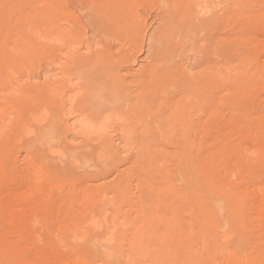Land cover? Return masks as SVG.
I'll return each instance as SVG.
<instances>
[{
	"label": "rangeland",
	"instance_id": "obj_1",
	"mask_svg": "<svg viewBox=\"0 0 264 264\" xmlns=\"http://www.w3.org/2000/svg\"><path fill=\"white\" fill-rule=\"evenodd\" d=\"M167 1L0 0V264H264V0H181L215 30L193 122L207 44L171 41Z\"/></svg>",
	"mask_w": 264,
	"mask_h": 264
},
{
	"label": "bare ground",
	"instance_id": "obj_2",
	"mask_svg": "<svg viewBox=\"0 0 264 264\" xmlns=\"http://www.w3.org/2000/svg\"><path fill=\"white\" fill-rule=\"evenodd\" d=\"M92 2V1H91ZM191 2V1H190ZM166 3V2H165ZM195 3V2H194ZM254 3H255V0H247V5H248V9L249 10H252L253 9V6H254ZM187 5V6H186ZM257 6H260V4H258ZM169 8H171V10H175L176 11H186L183 13L186 14L185 15V18H183L182 16L178 15L177 13H174L173 15V19L175 21V28H174V31L176 33V35L174 37H170L169 38L171 39V41H173L174 43L178 44L179 46L181 45L182 43V40L183 38H185L187 40V42L190 43V46L191 48L195 46L196 43H198V41H200V45H203V43L207 44V46L203 47V46H197L198 48L200 49H203L205 52H202V54L197 51V47H196V51L194 52V56H193V59H192V63H191V66H190V70H192L193 68H197L199 65H202L203 63H206L208 64L210 62V59H209V56L212 58V53H214L213 51V48L210 47V41L212 40L214 34H213V31L215 30H212V26L211 25H205L204 24V20H202L198 14H196V8H195V5L193 4H183L181 2V0H168L167 3L165 4V7H164V10L162 9V12L166 11L168 12L169 11ZM260 10V9H259ZM171 12V11H170ZM93 15V14H92ZM167 15H169V13H167ZM166 14L165 15H162L159 19V22L160 23H163L165 21H167V17L169 19H171L172 15L169 17L167 16ZM111 16H117V14H114V12H112L110 14V16H108L109 18H111ZM181 18H180V17ZM96 17V16H95ZM98 18V17H97ZM107 18V17H106ZM113 19V18H112ZM91 21V22H90ZM110 21V20H109ZM207 21H209L207 19ZM88 23L89 24H93V25H96L98 23H94L92 20H89L88 18ZM167 24V23H166ZM144 25V24H143ZM168 25V24H167ZM92 27V26H91ZM162 26L160 25L157 29H155L154 31L160 29ZM140 29V28H139ZM142 30V29H140ZM139 30V31H140ZM147 30V29H146ZM149 32V31H148ZM203 34L201 35V37L197 36L199 33H202ZM161 33V32H160ZM166 33V32H164ZM147 34V33H146ZM158 34V33H157ZM161 35V34H160ZM166 35L168 36V31L166 33ZM155 34L151 35L149 38H148V43H147V46L148 48L145 49L146 50V54H145V58H143V60H154V59H157V60H160L161 62H164V64H166L168 62V57L172 56V51L166 49V53L165 52H162V53H158V50L161 51L163 50V47L161 48H157L155 49L154 46L158 45V44H155L154 42V38H155ZM166 40V39H165ZM197 40V42H195ZM165 44H166V47L169 46L170 44V41L167 39L166 41H164ZM163 43V42H162ZM155 44V45H154ZM209 44V46H208ZM211 44H212V41H211ZM142 45V44H141ZM161 45V44H159ZM140 49V48H139ZM144 50V51H145ZM143 51V50H142ZM131 55V54H130ZM204 55V56H203ZM198 56V57H197ZM203 57V58H201ZM134 59V58H133ZM135 60V59H134ZM198 60L199 64L196 63ZM119 61V59L117 60ZM212 62H213V59H212ZM110 63V62H109ZM120 63V62H119ZM122 65V64H121ZM145 68V67H144ZM161 68V67H160ZM165 68V67H164ZM163 68V69H164ZM211 68H214L213 66L210 67L208 65H206L205 67H203L201 70L199 71L198 74H193L192 76L190 77H184L183 81H184V84L182 83L181 85H184L185 89L186 87L191 90L194 94H195V98L193 100H195V102L193 103V110L192 112H190L189 110V107H183L182 110L180 111L182 114H181V117L182 119H188L189 122H193V120L196 118H198L200 115H203V114H206L207 116H211L212 114V111H213V93H211L210 91H207L203 94H196V91L195 89H193L194 87H198V86H195L197 85V83L199 82H204V81H207V83L210 85V82L213 80V73L211 72ZM142 69V67H141ZM150 68H148L149 70ZM171 68L168 66L167 68H165V75L163 73L160 72L161 74V79L163 80H167V75H169L167 72H170ZM161 70V69H160ZM213 70V69H212ZM143 71V69H142ZM159 72H156V69L153 71L154 74H158ZM214 72V71H213ZM217 72V71H216ZM133 75V74H132ZM214 75H216V73H214ZM144 81V80H143ZM167 82V81H166ZM212 83V82H211ZM150 86V85H149ZM183 87V86H181ZM169 89V88H168ZM148 90V89H147ZM166 90V89H165ZM187 90V91H189ZM202 91V90H201ZM169 93V91H168ZM189 93V92H188ZM198 93V92H197ZM163 95V94H162ZM187 95V93H186ZM190 95V94H189ZM188 95V97H190ZM153 96V95H151ZM165 96V95H164ZM192 96V95H191ZM147 97V96H146ZM150 97V96H149ZM148 97V98H149ZM161 97V96H160ZM155 98V97H154ZM166 98V97H165ZM193 98V97H192ZM145 99V98H144ZM143 99V100H144ZM79 101V100H78ZM161 101V100H160ZM164 101V100H163ZM149 100L147 101V104H148ZM144 105V102H142ZM162 103V101H161ZM160 103V104H161ZM78 104V103H77ZM108 103H106L107 105ZM145 104V105H147ZM187 104V103H186ZM108 107H112L107 105ZM148 106V105H147ZM128 107V106H127ZM126 107V109H127ZM149 107V106H148ZM146 108V107H145ZM110 109V108H109ZM112 110H113V107H112ZM127 111V110H126ZM144 111V109H143ZM70 115H75L74 116V129L75 128H82V129H79L77 131H80L82 130L83 134H89L90 131H92L93 127H92V119L88 118V114H87V106H81L79 105L78 109L74 112L72 111L70 113ZM87 115V117H86ZM148 118V117H147ZM151 118V117H150ZM149 119V118H148ZM150 120V119H149ZM107 121V117L103 118L102 119V124L106 123ZM148 121V120H147ZM152 121V120H151ZM149 122V121H148ZM147 122V124H148ZM153 122V121H152ZM163 122V121H162ZM185 122V121H184ZM73 124V123H72ZM101 124V125H102ZM185 124V123H184ZM106 125V124H105ZM109 128V127H108ZM71 130V128H70ZM69 130V131H70ZM101 131V130H100ZM76 133V132H75ZM91 133V132H90ZM92 135V133H91ZM86 136V135H84ZM88 140H92V138H90V136L88 135L87 136ZM93 137V136H92ZM94 138V137H93ZM191 139V138H190ZM86 140V139H85ZM95 143V142H94ZM97 143V142H96ZM93 145V144H92ZM195 187V186H194ZM224 192V191H222ZM213 212H214V215H217L218 218H220V220H224L225 218V214H223V210H222V206L217 203V201L213 200ZM222 210V211H221ZM228 217V216H227ZM264 257V256H263Z\"/></svg>",
	"mask_w": 264,
	"mask_h": 264
}]
</instances>
